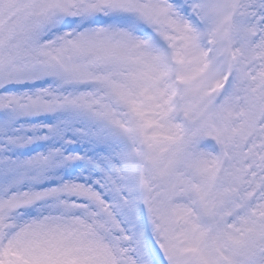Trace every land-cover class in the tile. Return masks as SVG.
Returning a JSON list of instances; mask_svg holds the SVG:
<instances>
[{
	"label": "snow or ice",
	"instance_id": "snow-or-ice-1",
	"mask_svg": "<svg viewBox=\"0 0 264 264\" xmlns=\"http://www.w3.org/2000/svg\"><path fill=\"white\" fill-rule=\"evenodd\" d=\"M51 17L68 29L67 39L42 37L23 52L0 49V264L89 256L93 241L77 222L106 217H114L122 264H264V0H80ZM119 18L133 24L110 22ZM233 23L236 42L217 40ZM69 47L113 70L124 69L131 53L148 51L157 60L150 73L103 77L102 90L120 97L131 115L123 143L109 120L92 122L88 98L54 92L53 81L67 78L55 58ZM177 57L186 59L187 70L165 78ZM178 75L188 81L183 88ZM146 107L160 108V119L147 118ZM208 113L215 119H205ZM39 116L63 118L19 123ZM37 140L59 146L25 159L10 154ZM137 141L163 189L155 203L127 177L125 145ZM235 165L247 187L224 202L218 173ZM78 166L87 172L84 180L46 183ZM256 189L260 202L246 203ZM33 209L40 215L22 221ZM178 218L179 234L172 227Z\"/></svg>",
	"mask_w": 264,
	"mask_h": 264
},
{
	"label": "rangeland",
	"instance_id": "rangeland-1",
	"mask_svg": "<svg viewBox=\"0 0 264 264\" xmlns=\"http://www.w3.org/2000/svg\"><path fill=\"white\" fill-rule=\"evenodd\" d=\"M80 0H0V49H9L13 53L23 52L25 46L31 47L36 44L42 37L46 40H51L57 36L68 38V29H64L58 22H54L51 17L53 10L57 9L60 5H71L78 3ZM121 19V18H120ZM112 23H120L119 19H113ZM84 24V21H80ZM229 22L225 21L227 25ZM122 24V23H120ZM77 24L72 25L71 32H77ZM236 30L234 23L230 27H225L223 34L217 37L231 45L236 42ZM72 39L75 40L76 36L73 35ZM59 41H57V45ZM132 59L129 60L124 69L113 70L111 65L94 60L90 55L76 49L67 48L56 55L55 62L61 65L67 72V78L59 82L53 81V90L60 96H65V99H72L77 95H82L89 99L90 104L93 106L92 122L109 120L113 126V131L119 137L124 138L125 134L132 128L131 115L125 102L118 96L114 95L110 90L104 89L102 83L103 77L111 71H125L128 69L134 71H143L150 73L155 70L157 60L153 55L148 52H136L130 54ZM179 72L183 73L187 70L188 64L184 57H177ZM166 76V73H164ZM182 78V88L188 81L184 75ZM123 81L124 76L115 77ZM91 81L85 82V80ZM93 80V81H92ZM99 85V86H97ZM91 86V87H90ZM147 118L159 120L161 112L160 108L146 107L144 109ZM33 118V117H30ZM30 118H24L19 123L23 126L31 124H48L55 123L62 116H39L35 117L34 121ZM211 121L215 117L208 113L204 117ZM129 127H128V126ZM28 135H33L29 132ZM136 143V142H135ZM134 143V144H135ZM244 141H241L243 145ZM54 146H59L58 141L53 140H37L35 143L26 147L33 153L29 156L35 155L39 152H45ZM81 151H91V146L86 144L79 145ZM23 148L14 149L10 154L14 158L25 159L27 157L20 155V150ZM146 152V151H145ZM145 152H136L139 159L138 164L143 160H148ZM150 160V159H149ZM151 168L143 167V180L145 181V189L149 190L150 198L153 203L158 202L163 194V189L160 187L159 176L156 172V166L151 161ZM85 172V175H81ZM87 175L86 170L82 166H78L75 170L61 169L54 173L47 184H58L62 179H80L84 180ZM27 187V185H25ZM247 185L241 181V174L239 172V165H235L232 169L225 171L222 169L218 173V183L216 192L218 197L224 202L235 200L239 196L238 189L246 188ZM248 201H259V190H249L246 198ZM182 204L183 201H180ZM107 207V206H105ZM40 215L37 209L26 212L22 217V221H31ZM114 217H106L105 220H93L88 223L85 220L77 222V226L85 224L84 231L86 238L93 241V251L91 255L80 257V260L74 258L64 259L62 264H122L121 256L119 253V241L115 236V229L112 227L110 221ZM177 233H181L183 229V221L177 219L175 225H172ZM93 234L99 236L105 246L93 237Z\"/></svg>",
	"mask_w": 264,
	"mask_h": 264
},
{
	"label": "bare ground",
	"instance_id": "bare-ground-1",
	"mask_svg": "<svg viewBox=\"0 0 264 264\" xmlns=\"http://www.w3.org/2000/svg\"><path fill=\"white\" fill-rule=\"evenodd\" d=\"M93 237H95L96 239H98L101 242V244H102L103 247L105 246V243L103 242V240L99 236H97L96 234H93ZM74 259L80 260V258H74ZM63 260L64 259L56 260V261L51 262V264H62V261Z\"/></svg>",
	"mask_w": 264,
	"mask_h": 264
}]
</instances>
